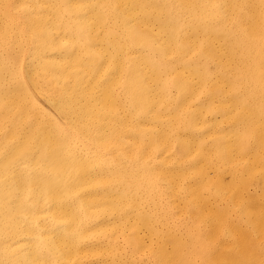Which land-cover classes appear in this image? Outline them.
I'll return each instance as SVG.
<instances>
[{
	"label": "snow or ice",
	"instance_id": "6c2138e0",
	"mask_svg": "<svg viewBox=\"0 0 264 264\" xmlns=\"http://www.w3.org/2000/svg\"><path fill=\"white\" fill-rule=\"evenodd\" d=\"M146 3L136 0L140 7ZM13 10L30 21L22 33L30 40L27 50L17 45ZM115 14L108 0H0V15L9 20L0 31V116L10 118L2 121L8 125L25 110L31 113L22 133L0 142V264H17L10 259L16 249L4 242L25 226L34 229L35 256L19 264H43L36 257L44 253L52 257L49 264H82L66 250L81 241L86 221L96 218L88 219L90 206L81 199L86 189L71 177L95 139L100 121L94 115L114 110L139 116L152 128L140 147L111 161L120 191L110 204L116 243L106 264H264V54L244 67L217 61L206 34L227 18L218 0H208L199 12L171 15L163 38L137 29L125 16L119 29L105 33L107 52L96 51L101 46L90 37L97 22L104 18L108 27ZM259 15L264 52V0ZM191 26L205 35L186 40ZM61 34L71 42L63 41L64 82L57 77L53 90L38 61ZM129 41L144 42L147 75L133 73ZM45 89L47 111L33 99ZM205 110L229 123L208 124L201 119ZM145 114L154 119L143 121ZM120 139L104 136L98 152ZM228 172L232 181L223 185L220 177L227 179ZM41 203L43 227L31 218ZM146 221L147 234L141 235ZM171 233L187 236L178 260L161 255Z\"/></svg>",
	"mask_w": 264,
	"mask_h": 264
},
{
	"label": "bare ground",
	"instance_id": "6f19581e",
	"mask_svg": "<svg viewBox=\"0 0 264 264\" xmlns=\"http://www.w3.org/2000/svg\"><path fill=\"white\" fill-rule=\"evenodd\" d=\"M9 3H17L18 0H8ZM93 2L104 3L105 0H93ZM116 6V14L109 19L108 27L104 25V18H101L96 25L95 31L91 34V41L98 43L101 48L96 51L108 50V41L105 39V33L111 28L112 30L119 29L125 16H128L134 23V27L142 31H152L160 33L162 38L166 35V22L171 15L177 11L185 13L199 12L201 7L208 0H177L181 5L179 9L173 8L170 0H148L143 7L137 6L136 0H108ZM222 5L226 19L221 18L214 27L208 30L207 39L209 40L216 59L219 63L228 65H238L244 67L253 60H258L259 56L264 54L259 46V37L261 35V17L259 15V0H218ZM11 20L18 21L16 42L17 45L28 49L30 40L23 36V29L27 28L30 21L28 18L20 17L13 10ZM236 19V25L231 24V20ZM9 23L3 15H0V31H2ZM231 29V31H230ZM204 32L196 26H191L186 29V40H193L203 37ZM69 40L71 36L61 34L59 38L53 39L49 43L46 53L43 54V60L38 61L45 66L42 69L46 73L47 79L51 81V88L54 90L57 87L56 78L61 77L62 65L65 63V58L62 57L64 51L63 41ZM128 55L132 58L133 73H143L147 75L146 66V50L143 48V41L133 42ZM113 47L115 43L113 42ZM112 53H109L111 55ZM178 71L181 75L185 74V68L177 64ZM188 73H191L189 68ZM61 84L64 82L61 77ZM221 86L224 81L221 80ZM48 90H37L33 97L34 103L44 111H47ZM151 102V101H149ZM197 114L203 113L204 109H197ZM51 115V113H49ZM28 110H25L24 115L13 117L8 125L2 123L4 119H10L5 116H0V142L6 143L13 136H17L25 130V122L29 119ZM216 113L205 110L201 116L202 120H206L208 124L216 123L218 126H225L229 121L220 115L219 119H213ZM94 120H99L95 132V139L89 142L85 150L80 154V166L73 174L71 180L74 184L80 185L86 189L81 195L82 201L87 207L88 219L96 218L91 224L87 225L83 230V237L76 246L66 250V254L73 259H79L82 264H106L112 259L110 253L115 247L116 238L111 235L110 223L115 222L111 215V202L117 198L120 191V186L114 183L115 173L111 171V161L119 156L121 151L135 150L144 142V135L151 131L152 126L148 123H142L139 116L129 115L126 111L114 110L111 114L102 116L97 112ZM154 119L152 115L145 114L142 117L143 121ZM40 120L43 117L40 116ZM38 120V123L40 122ZM85 122L87 123V117ZM203 127V125H201ZM7 130L5 131V128ZM116 134L120 137V142H110L105 145L107 152H98L100 141L106 135ZM163 159V158H161ZM247 159V158H245ZM215 179V177H214ZM232 181L231 172H228L227 179L220 177V182L227 185ZM178 206V205H177ZM43 204L37 206L33 216L35 223L44 226L45 213L40 209ZM56 210L53 209L54 213ZM149 228V223H144L145 231L141 235H146ZM34 229H29L27 226L19 234H14L9 240L4 243L9 249H16L10 259L20 261L35 256V246L32 232ZM48 235L49 233H42ZM57 246H61V240L56 236H52ZM165 237H161V243L165 241ZM187 236L171 233L169 240L162 249L163 258H172L178 260L182 249L187 244ZM37 260H43V264H49L52 257L48 253H44L42 257L37 256Z\"/></svg>",
	"mask_w": 264,
	"mask_h": 264
}]
</instances>
